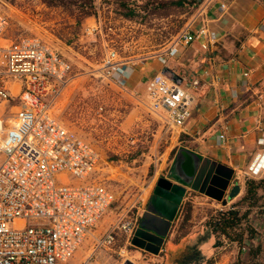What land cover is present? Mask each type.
I'll return each mask as SVG.
<instances>
[{
	"label": "built area",
	"instance_id": "1",
	"mask_svg": "<svg viewBox=\"0 0 264 264\" xmlns=\"http://www.w3.org/2000/svg\"><path fill=\"white\" fill-rule=\"evenodd\" d=\"M8 29L0 12V264L65 263L114 195L93 177L98 152L54 115L70 63L39 38L12 39ZM192 32L186 24L159 61L190 45ZM194 37L202 49L216 43L204 27ZM102 71L121 86L130 73L115 50L107 51ZM146 93L149 110L162 114L168 128L178 130L191 118L190 96L163 74L151 77ZM258 130L261 152L243 172L254 180L264 177V132ZM137 225V220L120 219L97 240L93 253L111 247L119 234L129 241Z\"/></svg>",
	"mask_w": 264,
	"mask_h": 264
},
{
	"label": "rangeland",
	"instance_id": "2",
	"mask_svg": "<svg viewBox=\"0 0 264 264\" xmlns=\"http://www.w3.org/2000/svg\"><path fill=\"white\" fill-rule=\"evenodd\" d=\"M203 1L197 0L195 6L183 9L171 8L173 28L180 31L185 19ZM136 2L137 19L149 23V13L141 10L145 1ZM86 3L92 5V0H0V12L9 21L8 37H37L59 54L66 51L63 54L71 65V73L55 102L54 115L95 148L100 160L93 177L114 195L112 205L78 250L65 263L58 264H81L89 256H92L91 264H161V260L152 262V254L134 246L131 239L126 241L121 234L111 247L93 253L97 240L117 221L125 218L139 221L157 180L168 179L177 146L174 130L168 128L162 114L149 110L144 94H130L103 74L102 63L107 50L94 36L82 37L81 23L86 9L79 6ZM180 12L185 14L184 21L179 18ZM83 44L87 49H83ZM115 51L120 62L137 53ZM242 193L225 207L220 203L217 206L216 201H208L206 205L190 200L191 216L194 210L197 212L195 226L204 231L200 237L210 234L208 224L214 221L217 212L233 210V203ZM257 212L250 215L247 222L264 243V209ZM191 227L187 224L181 232L187 233ZM214 238L213 254L200 264H235L238 260L247 263L249 251L257 245L255 241L245 240L239 246L221 235ZM255 262L264 264V245Z\"/></svg>",
	"mask_w": 264,
	"mask_h": 264
},
{
	"label": "crops",
	"instance_id": "3",
	"mask_svg": "<svg viewBox=\"0 0 264 264\" xmlns=\"http://www.w3.org/2000/svg\"><path fill=\"white\" fill-rule=\"evenodd\" d=\"M117 1L94 0V15L82 17V37L94 36L107 51L137 52L121 61L130 72L123 85L128 93L147 97L148 81L160 73L188 94L191 118L182 128L174 130L175 156L183 148L231 168V184L237 182L241 194L243 172L261 152L256 144L261 135L258 128L264 132V0H204L185 21L182 13L179 18L184 21L183 26L192 25L191 43L179 47L174 56L165 58V63L158 58L165 56L179 32L173 28V14H149V23H146L137 17H125ZM201 27L216 37V43L208 49H202L194 37ZM63 52L66 53L62 51L61 55L66 57ZM176 167L180 172V165ZM168 179L177 182L174 176L169 175ZM193 193L188 191L182 204ZM194 194L191 200L196 203L213 201ZM182 204L159 255H152V262L177 264L175 260L186 251L187 245L203 235L204 231L195 226L197 212L194 210L188 223L192 225L190 231L176 238L177 216ZM229 204L230 200L226 206ZM214 241V235H209L199 245L203 258L213 254Z\"/></svg>",
	"mask_w": 264,
	"mask_h": 264
},
{
	"label": "water",
	"instance_id": "4",
	"mask_svg": "<svg viewBox=\"0 0 264 264\" xmlns=\"http://www.w3.org/2000/svg\"><path fill=\"white\" fill-rule=\"evenodd\" d=\"M178 164L180 172L176 167ZM170 175L177 182L173 183L167 178L157 180L131 238L134 246L155 256L159 255L188 191L201 194L223 206L240 192L237 182L231 184V168L208 158H200L183 148L175 156Z\"/></svg>",
	"mask_w": 264,
	"mask_h": 264
},
{
	"label": "trees",
	"instance_id": "5",
	"mask_svg": "<svg viewBox=\"0 0 264 264\" xmlns=\"http://www.w3.org/2000/svg\"><path fill=\"white\" fill-rule=\"evenodd\" d=\"M136 1L142 0H119L117 1V7L123 11V15L127 18H134L136 12L134 8ZM145 2L141 5V10L148 12L149 14H157L158 16L170 15V9L175 7L183 9V7L195 6L197 0H144ZM94 0H92L93 5ZM91 3L83 4L79 8H85L83 16L94 15V6ZM93 7V8H92ZM165 11V12H164ZM184 13V12H180ZM195 194H191L187 197L186 201L182 204L176 225V238L184 237L185 233L181 230L191 220V205L190 200ZM233 210L217 212L214 221L209 225L210 234H206L201 238H198L196 242L192 241L191 244L187 245L186 251L178 257L175 261L177 264H200L204 259L200 254L198 247L206 241L209 235H221L227 241L236 243L239 246L243 245V242L255 241L257 242L256 247L251 248L247 257V263L238 260L235 264H256V260L261 255V248L264 243L261 242L259 234L254 230L252 226L248 224V218L250 215L258 213L259 209H264V177L258 180L245 178L243 182V193L236 202L233 203ZM244 226V228H242ZM215 246V245H214Z\"/></svg>",
	"mask_w": 264,
	"mask_h": 264
},
{
	"label": "flooded vegetation",
	"instance_id": "6",
	"mask_svg": "<svg viewBox=\"0 0 264 264\" xmlns=\"http://www.w3.org/2000/svg\"><path fill=\"white\" fill-rule=\"evenodd\" d=\"M151 196H152V194H151ZM138 223H139V221H138ZM138 226V225H137ZM137 228V227H136ZM133 236V235H132Z\"/></svg>",
	"mask_w": 264,
	"mask_h": 264
}]
</instances>
